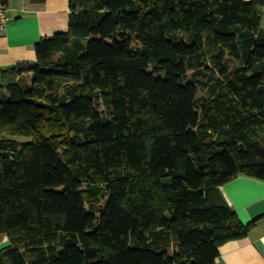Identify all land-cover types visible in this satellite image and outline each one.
I'll use <instances>...</instances> for the list:
<instances>
[{
  "label": "trees",
  "instance_id": "16d2710c",
  "mask_svg": "<svg viewBox=\"0 0 264 264\" xmlns=\"http://www.w3.org/2000/svg\"><path fill=\"white\" fill-rule=\"evenodd\" d=\"M263 3L69 0L0 68V264H213L245 237L219 187L264 179Z\"/></svg>",
  "mask_w": 264,
  "mask_h": 264
},
{
  "label": "crops",
  "instance_id": "0c3cea01",
  "mask_svg": "<svg viewBox=\"0 0 264 264\" xmlns=\"http://www.w3.org/2000/svg\"><path fill=\"white\" fill-rule=\"evenodd\" d=\"M3 4L8 22L0 33V68L34 62L36 41L68 29L69 0H4ZM260 15L264 28V3ZM219 190L243 223H254L245 237L222 244L213 264H264V179L239 175ZM6 245L8 239L0 233V249Z\"/></svg>",
  "mask_w": 264,
  "mask_h": 264
},
{
  "label": "built area",
  "instance_id": "2783aa9c",
  "mask_svg": "<svg viewBox=\"0 0 264 264\" xmlns=\"http://www.w3.org/2000/svg\"><path fill=\"white\" fill-rule=\"evenodd\" d=\"M5 10V6L0 2V33L5 29L8 22Z\"/></svg>",
  "mask_w": 264,
  "mask_h": 264
},
{
  "label": "water",
  "instance_id": "95a60500",
  "mask_svg": "<svg viewBox=\"0 0 264 264\" xmlns=\"http://www.w3.org/2000/svg\"><path fill=\"white\" fill-rule=\"evenodd\" d=\"M33 65V62L19 61L16 66L20 70L29 69Z\"/></svg>",
  "mask_w": 264,
  "mask_h": 264
},
{
  "label": "rangeland",
  "instance_id": "374dc122",
  "mask_svg": "<svg viewBox=\"0 0 264 264\" xmlns=\"http://www.w3.org/2000/svg\"><path fill=\"white\" fill-rule=\"evenodd\" d=\"M21 139H25V138H21Z\"/></svg>",
  "mask_w": 264,
  "mask_h": 264
}]
</instances>
